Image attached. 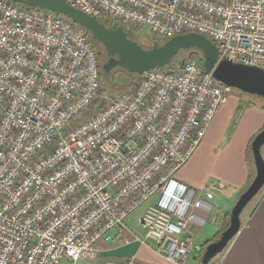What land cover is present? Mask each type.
<instances>
[{
  "label": "built area",
  "instance_id": "obj_1",
  "mask_svg": "<svg viewBox=\"0 0 264 264\" xmlns=\"http://www.w3.org/2000/svg\"><path fill=\"white\" fill-rule=\"evenodd\" d=\"M66 2L107 26L145 30L153 43L204 35L219 62L264 70V0ZM100 72L90 36L70 19L0 0V264L96 260L97 244L117 239L153 196L144 237L134 239L154 241L170 263L185 264L197 232L217 222L211 200L225 186L211 180L199 190L175 176L231 88L198 54L138 75L114 97L101 94Z\"/></svg>",
  "mask_w": 264,
  "mask_h": 264
},
{
  "label": "water",
  "instance_id": "obj_2",
  "mask_svg": "<svg viewBox=\"0 0 264 264\" xmlns=\"http://www.w3.org/2000/svg\"><path fill=\"white\" fill-rule=\"evenodd\" d=\"M13 1L29 8H38L65 16L88 31L89 35L103 46L108 55V60L102 67L106 73H110L115 68H123L131 74L140 75L150 69L170 65L182 51L198 49L203 54L204 68L209 72H213L216 80L242 93L264 99V70L234 63L231 60L219 62L217 46L204 35L198 33L180 34L167 40L162 45L145 49L138 42L131 39V32L123 26L118 25L109 28L96 17L72 7L66 0ZM263 146L264 129L255 136L251 143L256 170L255 176L232 208L228 228L218 240L206 247L201 257V264H210L212 260L229 247L243 226L241 218L243 211L263 191Z\"/></svg>",
  "mask_w": 264,
  "mask_h": 264
},
{
  "label": "crops",
  "instance_id": "obj_3",
  "mask_svg": "<svg viewBox=\"0 0 264 264\" xmlns=\"http://www.w3.org/2000/svg\"><path fill=\"white\" fill-rule=\"evenodd\" d=\"M229 102V100H228ZM227 102V103H228ZM226 103V104H227ZM225 104V105H226ZM222 106L217 114L215 120L211 123L207 132L208 137L213 133H216V122L222 115ZM229 108H225L224 112H228ZM264 111V110H263ZM262 110H253L255 116L251 121L252 125L247 122L243 129L245 134L242 135L241 140L237 146L239 153L236 155L237 161H226L222 159L221 162L216 164L217 176L216 179L212 176L203 177L201 169L199 170L200 156L193 159L195 154L189 159V161L178 172V180L196 189H203L211 180L216 179L218 182L226 184L225 190L222 194H216L214 199L211 200L215 209L219 212L218 223L221 226L225 221V214L221 213L220 208L216 205L214 200L217 197L224 196L226 191L228 195L239 194L241 188H245L250 179L249 174V161L247 160V149L252 139L261 131L264 127V112ZM245 129V130H244ZM203 151H201V156ZM221 180V181H220ZM237 199V200H238ZM230 201V200H229ZM243 220V226L235 239L230 243L229 247L225 251L224 258L221 264H264V189L262 193L257 197L254 204L250 208L246 217ZM135 236H139L134 232L124 231L118 236L117 239L106 242L101 240L98 246V257L96 260H82L79 264H104L107 261L113 260L121 262L128 257L135 256L140 259L144 264H173L159 256L155 252L156 244L152 240H148V245H143L141 242L134 239ZM197 236V235H196ZM144 237V236H139ZM196 239V238H195ZM195 250L192 252V256L195 255ZM190 255V256H191ZM197 260H199L197 256ZM187 263V262H186ZM185 263V264H186Z\"/></svg>",
  "mask_w": 264,
  "mask_h": 264
},
{
  "label": "rangeland",
  "instance_id": "obj_4",
  "mask_svg": "<svg viewBox=\"0 0 264 264\" xmlns=\"http://www.w3.org/2000/svg\"><path fill=\"white\" fill-rule=\"evenodd\" d=\"M133 31L138 37L137 39L138 41L142 42L148 47L151 46L152 41L147 37V33L145 30H139L138 32L135 30ZM166 41L167 40L161 42L160 45L164 44ZM104 50H105L104 48H100V52L102 54L100 56V64L102 67L108 60V56H105L103 53ZM115 78L121 84L131 86L136 81L138 76H135L134 78H132L127 73L118 71L115 75ZM120 94H122V92L118 93L117 95H120ZM248 99H251L252 104L243 106L242 103L246 102V100ZM262 105H264L263 98H259L255 96L248 97L246 95H242L241 91L231 88L230 93H229V102L226 105L225 104L222 105L224 106L222 110L223 113L216 122V126L219 125L216 127V129H214L216 130V133H213V134L210 133L208 137H206L207 135L205 136V138L202 140L201 144L197 148V150L199 149L200 151L193 158L195 160V158L200 156L198 158L200 159L198 169L199 170L201 169L203 177L208 176L209 178H211L210 176H212L216 179H219L217 176V170L215 167L216 164L221 162L222 159H226V161H231V162L237 161L236 155L239 153V150L235 146L238 145L239 140H241L242 138V135L245 134L243 131H241V129H243V127L245 126L247 122H249V124L252 125L251 117L252 118L255 117L253 116L254 115L253 110L263 111V109L261 108ZM220 108L218 109L215 115V118L217 114H219ZM225 108H229L228 112H224ZM201 151H203L202 156H201ZM262 155L264 157V146L262 148ZM248 168H249V174H250L249 182L247 183L246 186H244L245 188H241V190H238V192L243 193L249 187V185L251 184L255 176L256 170L254 168L253 163H249ZM175 177L178 178V173L176 174ZM221 184L227 187L226 184L224 183H221ZM238 195L233 194L231 196L230 194L228 195V191H226L224 196L217 197L214 200V202L220 208L221 213L231 212L232 208L237 202ZM257 197L254 200H256ZM156 200H157V197L153 196L129 216L127 223H126V226H127L126 231L128 232L131 231V232L136 233L139 236H144V232L140 228V219L144 215L147 208L150 205L155 204ZM253 201L243 211L241 215L242 219L246 217L247 213L252 207ZM215 212H216V209H214L213 215L215 214ZM218 221L212 222L210 220L204 227H202L197 232V236L195 239V250L196 251L199 250L200 248L199 246L202 243H204L205 241L209 239L214 238L216 234L219 232L220 226H219ZM186 264H200V260H197L196 252H195V255L193 256L191 255L189 257Z\"/></svg>",
  "mask_w": 264,
  "mask_h": 264
},
{
  "label": "trees",
  "instance_id": "obj_5",
  "mask_svg": "<svg viewBox=\"0 0 264 264\" xmlns=\"http://www.w3.org/2000/svg\"><path fill=\"white\" fill-rule=\"evenodd\" d=\"M62 16V15H60ZM65 17V16H64ZM72 23L77 26L79 29H81L82 31H84L86 34L89 35L88 31H86L84 28L80 27L79 25H77L76 23H74L72 21ZM104 23V22H103ZM107 25V24H106ZM118 26V25H116ZM109 28H113L114 26H108ZM131 34H130V37L131 39H133L134 41L138 42L143 48L145 49H150V48H153L155 46H159L160 43H153L151 42V46H146L145 44H143L142 42L138 41V37L136 36V34L134 33L133 30L130 31ZM90 36V35H89ZM90 39H91V42L93 44V46L96 48L97 52H100V48H103V46L96 40H94L91 36H90ZM104 55L105 56H108L106 51L104 50ZM194 54H198L201 58L203 57V54L200 50L198 49H190V50H185V51H182L176 58H175V62H180V61H184V60H187L191 55H194ZM102 54L99 55V60H100V56ZM118 71H122V72H125L127 73L128 75H130L132 78H134L135 76H138V74H131L129 73L126 69H123V68H115L113 69L110 73H106L102 66H101V72H100V79H101V94L103 96H109V97H114L116 96L118 93H123L125 91L128 90V88L130 87L129 85H123L121 84L120 82H118L115 78V75ZM242 95H246L248 97H252V95H248V94H245V93H242ZM257 97V96H255ZM260 98V97H259ZM103 103L102 99H100L99 101L96 102V107H99L101 104ZM252 104V101L251 99H248L246 100V102H243L242 105L243 106H246V105H250ZM263 110H264V105H262L261 107ZM264 129V127H263ZM255 138V137H254ZM253 138V139H254ZM252 139V141H253ZM252 141L250 142L249 146H248V149H247V160L249 161V163H253L254 165V161H253V154H252V148H251V143ZM255 168V166H254ZM262 193V192H261ZM260 195V193H259ZM256 200L253 201V204ZM230 213L231 212H226L225 214V221H224V224L221 226L219 232L216 234V236L212 239H209L207 241H205L204 243H202L199 247V250H195L196 251V255L198 256L199 260H200V264H201V257L206 249V247L211 244L212 242L218 240L222 233L228 228L229 226V222H230ZM216 259V258H215ZM214 259V260H215ZM212 260V262L214 261Z\"/></svg>",
  "mask_w": 264,
  "mask_h": 264
},
{
  "label": "flooded vegetation",
  "instance_id": "obj_6",
  "mask_svg": "<svg viewBox=\"0 0 264 264\" xmlns=\"http://www.w3.org/2000/svg\"><path fill=\"white\" fill-rule=\"evenodd\" d=\"M98 54L100 55V54H101V52H98Z\"/></svg>",
  "mask_w": 264,
  "mask_h": 264
}]
</instances>
